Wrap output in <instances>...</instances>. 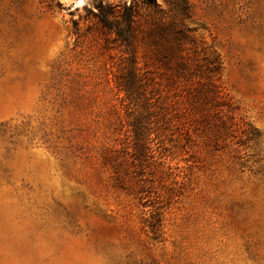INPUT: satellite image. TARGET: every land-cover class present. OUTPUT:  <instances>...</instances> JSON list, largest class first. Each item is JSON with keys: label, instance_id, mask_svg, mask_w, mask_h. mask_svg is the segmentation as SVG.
Returning a JSON list of instances; mask_svg holds the SVG:
<instances>
[{"label": "rangeland", "instance_id": "obj_1", "mask_svg": "<svg viewBox=\"0 0 264 264\" xmlns=\"http://www.w3.org/2000/svg\"><path fill=\"white\" fill-rule=\"evenodd\" d=\"M158 2L0 0V264H264V0Z\"/></svg>", "mask_w": 264, "mask_h": 264}, {"label": "trees", "instance_id": "obj_2", "mask_svg": "<svg viewBox=\"0 0 264 264\" xmlns=\"http://www.w3.org/2000/svg\"><path fill=\"white\" fill-rule=\"evenodd\" d=\"M144 2L148 6L152 7L157 14L164 15L167 13L166 11L163 10L158 0H144ZM116 7L117 6H112L110 4L106 6L101 5L99 8L100 14L99 15L97 14V16H99L100 22L103 24L104 27L108 29H113V27H116L118 34L122 36L123 40L127 41L129 36H127L126 34L132 29V17L135 12L136 6L134 3H131V4L125 3L124 5H122V7H120L121 10H123V17L127 21L126 23L127 30L121 29V27L115 24V23H118V19L111 18V17H115L116 13L118 12L116 10ZM156 28L158 29L157 34L160 38H164V37L170 38V42L175 43L172 46L167 47L166 49L163 50L165 59H169L170 55L174 56L176 49L181 47L180 46L181 42L189 38L190 36L189 34L192 31L189 27H187L182 22L178 25L172 22L170 24L161 23V24H158ZM124 87L129 92L133 91V87H134L133 79H129L128 81H126L124 83Z\"/></svg>", "mask_w": 264, "mask_h": 264}]
</instances>
